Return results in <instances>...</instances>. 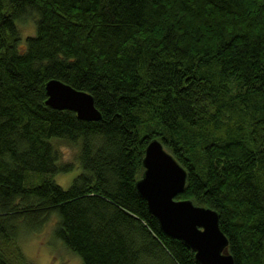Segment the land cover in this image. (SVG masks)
Wrapping results in <instances>:
<instances>
[{
	"label": "trees",
	"instance_id": "obj_1",
	"mask_svg": "<svg viewBox=\"0 0 264 264\" xmlns=\"http://www.w3.org/2000/svg\"><path fill=\"white\" fill-rule=\"evenodd\" d=\"M51 79L100 119L46 105ZM153 139L187 172L175 198L218 213L235 264H264V0H0V264H30L21 227L53 214L82 264H199L135 187Z\"/></svg>",
	"mask_w": 264,
	"mask_h": 264
},
{
	"label": "water",
	"instance_id": "obj_2",
	"mask_svg": "<svg viewBox=\"0 0 264 264\" xmlns=\"http://www.w3.org/2000/svg\"><path fill=\"white\" fill-rule=\"evenodd\" d=\"M45 104L73 111L79 119L98 120L93 97L57 79L45 83ZM144 171L135 187L161 230L179 239L194 252L199 264H235L227 251L228 239L219 227L218 213L175 197L183 192L187 172L160 141L151 140L142 159Z\"/></svg>",
	"mask_w": 264,
	"mask_h": 264
},
{
	"label": "rangeland",
	"instance_id": "obj_3",
	"mask_svg": "<svg viewBox=\"0 0 264 264\" xmlns=\"http://www.w3.org/2000/svg\"><path fill=\"white\" fill-rule=\"evenodd\" d=\"M35 19V13L28 11L23 21L16 22V26L21 33L23 44L26 35L34 34L35 32ZM57 143L61 150V160L59 164H61V162H72L73 167L68 172L56 173L49 177L61 187L68 188L73 178L81 171L79 162L76 159L77 148L73 145L65 144V142L62 141ZM33 175H35L34 183H39L44 174L33 173ZM56 220L57 215L53 214L49 215L46 221L36 229L32 230L21 227L18 244L24 253V262L30 264H82L80 257L68 250L62 242L55 237L53 229Z\"/></svg>",
	"mask_w": 264,
	"mask_h": 264
},
{
	"label": "bare ground",
	"instance_id": "obj_4",
	"mask_svg": "<svg viewBox=\"0 0 264 264\" xmlns=\"http://www.w3.org/2000/svg\"><path fill=\"white\" fill-rule=\"evenodd\" d=\"M181 195V194H180ZM179 196V195H178Z\"/></svg>",
	"mask_w": 264,
	"mask_h": 264
}]
</instances>
